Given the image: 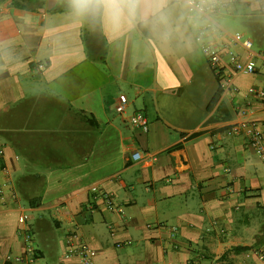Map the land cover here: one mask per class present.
<instances>
[{
  "label": "crops",
  "instance_id": "1",
  "mask_svg": "<svg viewBox=\"0 0 264 264\" xmlns=\"http://www.w3.org/2000/svg\"><path fill=\"white\" fill-rule=\"evenodd\" d=\"M47 2L0 0V264H26L8 254L82 264L64 256L72 231L92 264H264V158L229 131L264 130V98L247 92L264 86L260 57L254 73L233 74L237 90L220 85L201 47L162 54L141 36L109 42L87 26L53 58L44 30L64 7ZM235 3L239 23L213 40L247 59L231 35L263 50L264 18L249 12L256 0ZM136 110L146 131L129 122Z\"/></svg>",
  "mask_w": 264,
  "mask_h": 264
},
{
  "label": "clouds",
  "instance_id": "2",
  "mask_svg": "<svg viewBox=\"0 0 264 264\" xmlns=\"http://www.w3.org/2000/svg\"><path fill=\"white\" fill-rule=\"evenodd\" d=\"M63 7L62 22L50 20L44 30L53 58L66 54L85 26L109 42L137 35L162 54L194 53L238 20L243 6L235 0H63ZM256 10L264 18V0L249 12Z\"/></svg>",
  "mask_w": 264,
  "mask_h": 264
},
{
  "label": "built area",
  "instance_id": "3",
  "mask_svg": "<svg viewBox=\"0 0 264 264\" xmlns=\"http://www.w3.org/2000/svg\"><path fill=\"white\" fill-rule=\"evenodd\" d=\"M259 2V0H256ZM231 39L234 43L240 44L244 49H246L250 54L247 59H242L236 52L232 51L228 46L221 45L215 40H211L205 43L201 50L205 55V58L213 71L214 75L219 78V83L223 88L232 87L237 90V87L233 86L232 76L234 73L250 74L254 73L256 70L255 56H259L264 64V49L255 52L253 49V41L251 38L244 36L243 34L236 32L231 35ZM39 67H43V64H39ZM247 92L255 97L262 99L264 98V86L257 88L255 86H250ZM128 103V98L125 94L120 93L117 97V103L115 105V110L121 113ZM243 114L245 110H240ZM129 122L143 131L148 129V118L147 116L139 110H136L129 118ZM264 126V122H263ZM230 132H239L244 135L246 143L252 146L256 152L264 158V130H260L257 127L256 122L249 121L243 122L241 124L232 125L229 129ZM132 157L138 158L139 152L135 151L132 153ZM91 191L94 193L95 198H100L104 205L108 208L114 207V198L110 192L99 190L97 186H91ZM20 221L24 220L23 216L19 217ZM23 233L25 241H29L31 238L30 230L27 226L20 229ZM76 255L80 258L82 264H92V258L95 255V251L88 247L85 242L81 239L80 235L72 231L66 240V249L64 251V256ZM261 257L264 256L261 254ZM7 260L15 261L19 263H26L25 255L13 256L8 254L5 257ZM4 264V263H3Z\"/></svg>",
  "mask_w": 264,
  "mask_h": 264
},
{
  "label": "trees",
  "instance_id": "4",
  "mask_svg": "<svg viewBox=\"0 0 264 264\" xmlns=\"http://www.w3.org/2000/svg\"><path fill=\"white\" fill-rule=\"evenodd\" d=\"M56 9L57 8L54 7L51 10H56ZM216 79L219 82V78L216 77ZM219 91H220V87L217 90V92H215L214 95L211 97V99H210V101H209V103L207 105V108H210V106L213 104V102L217 99ZM245 248H247V246H235L233 249H235V250H241V249H245Z\"/></svg>",
  "mask_w": 264,
  "mask_h": 264
},
{
  "label": "water",
  "instance_id": "5",
  "mask_svg": "<svg viewBox=\"0 0 264 264\" xmlns=\"http://www.w3.org/2000/svg\"><path fill=\"white\" fill-rule=\"evenodd\" d=\"M56 1L57 0H48L47 7L48 8H52L55 5Z\"/></svg>",
  "mask_w": 264,
  "mask_h": 264
},
{
  "label": "rangeland",
  "instance_id": "6",
  "mask_svg": "<svg viewBox=\"0 0 264 264\" xmlns=\"http://www.w3.org/2000/svg\"><path fill=\"white\" fill-rule=\"evenodd\" d=\"M234 23L237 25L239 22L235 21ZM253 49L257 52V49H255L254 46H253Z\"/></svg>",
  "mask_w": 264,
  "mask_h": 264
}]
</instances>
